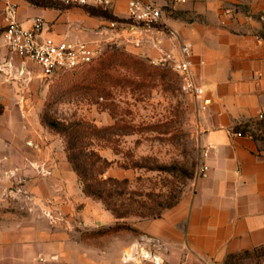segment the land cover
<instances>
[{
	"label": "crops",
	"instance_id": "crops-1",
	"mask_svg": "<svg viewBox=\"0 0 264 264\" xmlns=\"http://www.w3.org/2000/svg\"><path fill=\"white\" fill-rule=\"evenodd\" d=\"M11 1L18 4L17 20L24 27L43 20L44 37L103 44L96 31L103 29L90 34L82 25L73 27L69 12L79 6ZM145 1L163 10L162 43L159 49L153 41L142 47L126 42L127 47L148 58L164 53L181 57V45L191 44L193 78L204 90L193 97L208 154H203L202 171L186 201L159 218L154 228L163 256L167 264H229L245 254L264 258V0ZM128 3L88 6L109 9L119 18L115 22L125 38L126 22H131ZM6 4L0 0V194L23 182L37 202L54 200L64 218L53 224L38 209L25 211L13 200L0 201V264H130L121 255L132 239L107 248L98 239L84 238V230L93 229H84V222L89 225L102 216L110 223L112 215L85 201L82 188L61 163L46 186L35 174V162L54 161L40 120L45 77L38 64L9 49Z\"/></svg>",
	"mask_w": 264,
	"mask_h": 264
},
{
	"label": "rangeland",
	"instance_id": "rangeland-1",
	"mask_svg": "<svg viewBox=\"0 0 264 264\" xmlns=\"http://www.w3.org/2000/svg\"><path fill=\"white\" fill-rule=\"evenodd\" d=\"M72 9L69 13L73 27L82 25L83 31L90 34L94 28L105 29L101 34V49L102 52L106 51L102 59L115 54L116 60L120 61V53L129 54L151 66L152 70H166V77L143 80L141 76L133 75L127 67H120L121 74L134 82L126 86H112L110 96L100 95L91 99L75 90L74 82L92 64L75 72L45 77V83L41 85L40 94L44 98L40 114L42 123V117L46 114L49 120L57 119L62 124L85 120L103 129L92 147L111 161L103 174L104 178L128 179L125 185L114 184L116 206L121 207L120 212L129 211L127 217L118 218L102 200L85 193L83 181L68 158L67 137L56 128L51 130L44 125L47 131L46 148H49L54 161L35 162L32 165L35 174L46 186V179L61 163L68 177L74 178V184L82 188L85 201L99 207L101 212L111 213L110 223L104 222L102 216L94 218L89 225L84 222V229L93 228L84 230V238L98 239L107 248L114 247L123 239L134 240L142 236L159 238L153 234L154 228L159 225V218L186 201L202 171L204 152L198 105L193 95L183 90L180 75L170 66L154 64L143 53L128 48L118 28L116 37L111 38L113 32L106 27L119 18L109 9L94 6ZM107 127L110 128L108 131L105 130ZM23 184L20 182L3 190L0 201L13 200L18 202L21 210L38 209L49 220L48 214L52 212L60 217L58 221L63 220L64 215L54 206V200L44 198L37 202L34 195L22 187ZM18 188L23 189L24 193L18 192ZM121 191L124 192L120 194ZM229 264H264V258L245 254L232 258Z\"/></svg>",
	"mask_w": 264,
	"mask_h": 264
},
{
	"label": "built area",
	"instance_id": "built-area-1",
	"mask_svg": "<svg viewBox=\"0 0 264 264\" xmlns=\"http://www.w3.org/2000/svg\"><path fill=\"white\" fill-rule=\"evenodd\" d=\"M66 6L84 7L88 5L107 6L110 0H57ZM5 36L9 49L21 56L24 60H30L38 64L44 77H51L64 72L75 70L83 66L102 53V45L97 41L84 39L64 38L57 40L53 37H44V22L41 18L35 20L32 27H24L17 20L18 4L11 0H6ZM128 15L131 19L126 29L124 40L132 43L135 47H142L146 42L153 41V45L159 49L162 40L159 38V24L162 22L163 10L156 2L145 0H129ZM112 39L116 37L118 24L110 22ZM103 34V30H96ZM154 64L170 66L176 71L182 80L184 91L195 97H201L204 90L196 85L193 78V59L191 44L181 45V57L174 54L164 53L160 57H150ZM263 117V116H261ZM243 135L242 132H237ZM208 151L204 155H207ZM203 169H206L204 167ZM18 192H23L21 188ZM28 196V195H27ZM30 197V196H28ZM52 222L60 219L59 216L49 212ZM163 245L161 240L152 236H142L134 239L130 245L122 252V261L130 264H167L163 256ZM180 264H187L182 262Z\"/></svg>",
	"mask_w": 264,
	"mask_h": 264
},
{
	"label": "trees",
	"instance_id": "trees-1",
	"mask_svg": "<svg viewBox=\"0 0 264 264\" xmlns=\"http://www.w3.org/2000/svg\"><path fill=\"white\" fill-rule=\"evenodd\" d=\"M105 54L106 51L93 61L68 71L75 72L93 64L79 80L74 82V89L86 94L91 99L98 98L100 95L110 96L112 86H126L134 82L131 78L121 74L120 67H127L133 75L141 76L144 78L143 80H152L158 76L162 79L166 77V70H152L151 66L129 54L120 53L118 55L122 56L120 61L116 60L115 54H109L102 59ZM42 121L49 129L56 128L67 137L68 158L83 181L85 193L102 200L118 218L127 217L129 211L120 212L121 207L117 208L116 206L117 192L114 190V184L125 185L128 183V179L104 178L103 174L110 167L111 161L104 158L99 151L92 147L93 142L99 137L103 129L85 120L62 124L57 119L49 120L46 114L43 115ZM109 129V127L105 128L106 131ZM123 192L121 191L120 194Z\"/></svg>",
	"mask_w": 264,
	"mask_h": 264
}]
</instances>
